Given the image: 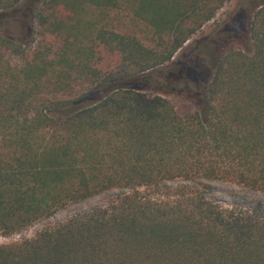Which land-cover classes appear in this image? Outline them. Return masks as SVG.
Listing matches in <instances>:
<instances>
[{
	"label": "trees",
	"instance_id": "1",
	"mask_svg": "<svg viewBox=\"0 0 264 264\" xmlns=\"http://www.w3.org/2000/svg\"><path fill=\"white\" fill-rule=\"evenodd\" d=\"M225 1L40 0L28 44L0 35V235L112 192L0 244V264H264L263 208L206 197L211 179L264 193V0H237L246 40L217 57L200 92L166 76ZM122 3L146 42L104 22ZM175 91L190 109L176 110ZM176 178L186 183L167 184Z\"/></svg>",
	"mask_w": 264,
	"mask_h": 264
},
{
	"label": "rangeland",
	"instance_id": "2",
	"mask_svg": "<svg viewBox=\"0 0 264 264\" xmlns=\"http://www.w3.org/2000/svg\"><path fill=\"white\" fill-rule=\"evenodd\" d=\"M40 0H21L16 6L0 10V35L23 44H28L33 33V13ZM237 0H226L216 9L213 17L206 21L194 34L178 48L167 64V79L177 87H192L198 93L209 82L217 57L227 48H238L246 40L248 8L236 9ZM105 17V18H104ZM108 26L125 30L146 42L150 29L140 19L133 16L127 5L108 11L104 16ZM178 112L192 107L180 91L166 93ZM197 95V94H196ZM100 97L95 91L79 101V105ZM210 190L206 197L222 206L242 207L259 204L264 210V193L247 188L232 180H207ZM179 178L167 182L171 187L184 184ZM112 192L95 194L83 200L69 203L57 209L51 216L34 222L18 233L0 235V244L17 242L30 238L44 226L61 222L70 216L80 215L96 206L108 203Z\"/></svg>",
	"mask_w": 264,
	"mask_h": 264
}]
</instances>
